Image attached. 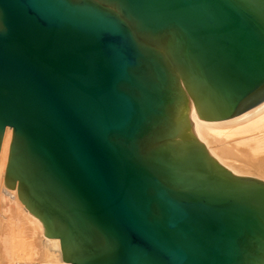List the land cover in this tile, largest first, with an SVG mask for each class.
<instances>
[{"label": "water", "instance_id": "water-1", "mask_svg": "<svg viewBox=\"0 0 264 264\" xmlns=\"http://www.w3.org/2000/svg\"><path fill=\"white\" fill-rule=\"evenodd\" d=\"M264 99V0H0L4 183L71 264H264V179L193 114Z\"/></svg>", "mask_w": 264, "mask_h": 264}, {"label": "bare ground", "instance_id": "bare-ground-1", "mask_svg": "<svg viewBox=\"0 0 264 264\" xmlns=\"http://www.w3.org/2000/svg\"><path fill=\"white\" fill-rule=\"evenodd\" d=\"M193 131L211 155L235 173L264 179V99L221 119L193 114ZM12 128L7 125L0 149V264H71L61 258L59 239L44 233L43 223L4 183Z\"/></svg>", "mask_w": 264, "mask_h": 264}]
</instances>
